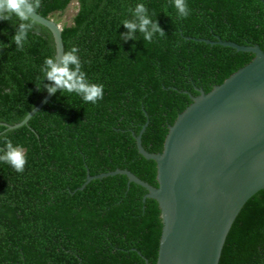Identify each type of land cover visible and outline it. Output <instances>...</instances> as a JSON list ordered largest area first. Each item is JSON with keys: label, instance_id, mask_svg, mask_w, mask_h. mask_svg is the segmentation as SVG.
Segmentation results:
<instances>
[{"label": "trees", "instance_id": "1", "mask_svg": "<svg viewBox=\"0 0 264 264\" xmlns=\"http://www.w3.org/2000/svg\"><path fill=\"white\" fill-rule=\"evenodd\" d=\"M74 1L76 13L61 27L63 53L79 48L81 70L103 84V98L86 103L58 88L12 130L5 125L19 123L47 93L52 82L41 69L55 46L50 31L30 19L18 48L11 39L16 17L0 21V150L11 140L26 155L23 172L0 162V264H155L160 209L153 199L143 201L142 187L114 175L77 189L87 173L115 169L157 186L156 164L138 154L135 136L146 124L142 147L161 152L189 96L209 92L254 57L201 39L264 52V0H186L184 18L172 0H40L37 13L53 19ZM137 3L163 36L123 38L121 22L132 19ZM218 264H264V189L237 214Z\"/></svg>", "mask_w": 264, "mask_h": 264}, {"label": "water", "instance_id": "2", "mask_svg": "<svg viewBox=\"0 0 264 264\" xmlns=\"http://www.w3.org/2000/svg\"><path fill=\"white\" fill-rule=\"evenodd\" d=\"M31 20L47 28L55 46V63L63 54L61 26L38 13ZM254 55L221 84L197 96L168 127L162 151L149 153L135 136L138 154L156 164L154 187L126 169L95 176H126L157 202L162 223L155 264H218L229 229L243 205L264 189V52L258 45L203 40ZM47 92L12 130L26 125L58 89ZM145 264L147 261L145 260Z\"/></svg>", "mask_w": 264, "mask_h": 264}, {"label": "clouds", "instance_id": "3", "mask_svg": "<svg viewBox=\"0 0 264 264\" xmlns=\"http://www.w3.org/2000/svg\"><path fill=\"white\" fill-rule=\"evenodd\" d=\"M172 5L176 10L179 18L189 15V8L186 0H172ZM40 6V0H0V21L16 17L18 24L16 31L12 36V41L19 48L29 33L28 29L32 28L30 18L37 13ZM132 19H124L121 24L128 30L122 34L125 40L136 39L134 33H142L145 41H152L154 35L163 36L164 33L157 24V21L149 15L148 9L144 3H137L131 9ZM79 48L75 45L65 51L60 60V65L54 61V56L45 57L43 67V79L52 82L46 86L49 93L53 92V86L63 91L75 92L84 102L96 104L103 98V84L91 83L86 77V73L81 70V59L77 55ZM73 67L70 68L69 66ZM0 162L11 166L16 172H23L26 164V155L23 148L18 144H13L8 140L3 150H0Z\"/></svg>", "mask_w": 264, "mask_h": 264}, {"label": "rangeland", "instance_id": "4", "mask_svg": "<svg viewBox=\"0 0 264 264\" xmlns=\"http://www.w3.org/2000/svg\"><path fill=\"white\" fill-rule=\"evenodd\" d=\"M77 10V3L72 2L67 10L62 14H57L53 19L58 22V24L62 27L64 24L69 25L72 21L73 16L75 15Z\"/></svg>", "mask_w": 264, "mask_h": 264}]
</instances>
